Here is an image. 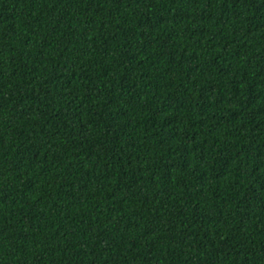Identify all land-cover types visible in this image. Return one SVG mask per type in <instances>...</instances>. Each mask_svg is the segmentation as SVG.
I'll return each mask as SVG.
<instances>
[{
  "label": "trees",
  "instance_id": "1",
  "mask_svg": "<svg viewBox=\"0 0 264 264\" xmlns=\"http://www.w3.org/2000/svg\"><path fill=\"white\" fill-rule=\"evenodd\" d=\"M0 264H264V0H0Z\"/></svg>",
  "mask_w": 264,
  "mask_h": 264
}]
</instances>
